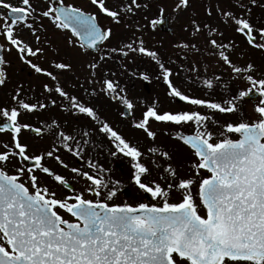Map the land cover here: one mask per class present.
<instances>
[{
	"label": "snow or ice",
	"instance_id": "1",
	"mask_svg": "<svg viewBox=\"0 0 264 264\" xmlns=\"http://www.w3.org/2000/svg\"><path fill=\"white\" fill-rule=\"evenodd\" d=\"M249 4L264 8V0H202L205 19L192 11L185 25L190 39L172 45L183 60L188 52L208 51L217 65L246 82L230 98L216 100L191 94L168 66L177 59L170 56L166 64L142 39L146 28L155 30L169 23L171 13L165 15L163 7L156 18L143 15L144 24L134 20L131 36L110 46L116 34L112 25L133 27L128 21L150 7L145 0H121L115 9L106 0H89L97 11L74 0H0V86L6 84L12 64L8 57L13 54L46 78L40 85L43 99H28L17 87L10 100L0 104V135L8 137L0 139V264H264V72L257 76L251 62L234 63L230 56L237 47L235 37L225 40V32H232L264 51V24L253 22ZM192 8V0H174L172 13ZM100 14L111 23L101 24ZM45 20L67 32L68 46L81 55L99 54L86 61L88 73L79 88L89 98L103 96L118 102L123 106L121 117L131 116L136 105L114 78L116 73L101 67V62L115 59L127 69L125 61L148 58L156 65V79L166 85V95L182 104L175 109L146 105L131 126L153 141L146 151L154 157L150 163L160 169L162 183L145 179L152 169L143 162L144 152L102 120L90 101H82L61 84L60 76L72 70L71 63L52 59L46 68L35 62L44 59L40 45L41 33L47 31ZM25 32L31 39L25 38ZM189 71L195 74V80L188 77L189 83L199 82L206 89H213L221 79L215 74L202 79L198 60ZM131 75L146 82L151 79L147 72ZM246 97L255 98L249 115L239 103ZM49 105L94 122V130L114 145L110 155L130 158L131 181L147 199L114 202L120 181L105 178V170L91 160L88 171L69 168L57 153L64 150L83 159L91 133L86 126L75 135L65 132L54 119L50 123L21 119L42 113ZM217 113H240V118L221 123L215 119ZM153 124L163 126L190 150L194 159L187 163L188 175L179 173L167 149L155 145ZM186 127L189 133L183 131ZM46 134L51 143L42 148ZM33 135L36 139H25ZM52 160L73 173V180L83 182V187H73L64 174L50 167ZM41 176L67 191L58 195Z\"/></svg>",
	"mask_w": 264,
	"mask_h": 264
},
{
	"label": "flooded vegetation",
	"instance_id": "2",
	"mask_svg": "<svg viewBox=\"0 0 264 264\" xmlns=\"http://www.w3.org/2000/svg\"><path fill=\"white\" fill-rule=\"evenodd\" d=\"M249 7L252 9L251 14L253 17V22L257 24H264V8L260 7L259 5L252 6L251 4H249ZM233 36L241 37L235 33L227 32L226 37ZM240 43L241 47L239 49V53L242 56V59L245 60L244 65L251 62L253 65H255L257 72V70H260L264 65V51L249 46L243 37L241 38ZM90 55L95 56L91 53ZM79 56V61L74 59L75 57H73L74 60L70 57H62L64 62L71 63L73 67L71 71H65L60 76L62 78H60L61 84L67 91L79 96L82 101H90V103L98 109L99 116L102 120H106L115 130L121 133L126 140L144 152L145 157L143 162L148 164V166L152 169V175L150 177H146L145 179H155L162 183V181L159 179L160 169L153 167V165L150 163V160L154 157H150L146 151L149 146H152L153 141L146 138V135L142 132V130L135 129L131 125L133 120L140 118L141 113L143 110H145L146 105L156 103V105L161 108L175 109L181 106L182 102L174 101L168 97L166 95V85H164L161 81H157L158 79H156V76H151L149 82L142 80L134 81L133 78L125 81V79H119L120 73L115 70L111 71L116 73L114 78L118 79L121 86L126 88L127 95L136 105L131 116L121 117L119 113L123 110V106L118 102H112L103 96L89 98L83 94L82 90L79 88V84L84 83V77L88 73L84 67L87 57L81 54ZM81 59H83V62ZM14 63L15 62L13 61L11 64L12 67L9 66L7 68L8 79L6 84L0 86V104L8 102L14 92V89L17 87H22L23 92L21 95L26 96L28 99H32L33 97H41V99H43L42 88L40 85L41 81L46 78L39 74L35 75L31 71L25 72L24 67L17 69L14 67ZM43 67L47 68L49 67V64L46 63V65H43ZM119 69H121V67H119ZM25 73L27 76L24 75ZM73 85H77V87L74 88ZM201 111L204 110L201 109ZM21 119L29 123H36L37 119L47 120L50 123L51 120L54 119L60 124L61 128H63L65 132L74 135L77 134V132L82 131L86 126L91 135L86 137V139L89 140V143L84 145L83 159L74 157L64 150H61L57 153L61 159L69 166V168L78 167L85 171L89 170L87 163L88 160H91L93 163L101 166L105 170L103 173L105 178L111 179L113 181H120V184L118 185L119 191L117 192V196L114 199V202L116 203L126 201L130 204H134L137 201L147 199V197L143 196L131 181L133 169L130 166V158L125 157L122 154H120L118 157L111 156L110 153L115 150L114 145L110 142L107 136H105V134L94 130V122L84 118L77 119L68 112L62 111L61 109L51 105H49V108L42 113H37L34 116H22ZM216 120L221 122L220 118ZM226 121L228 120L223 119L222 122ZM212 128L213 131H215L216 126H212ZM74 129L76 132H74ZM153 129L157 132L156 140L154 142L156 146L167 149L171 154L175 152L173 146H179L183 149H186L192 156L190 150L187 149L186 146L179 144L172 138V141L169 139L171 136H167V132L163 126H157L153 124ZM183 131L189 133L191 129L184 128ZM79 138V135H77V139ZM0 139L7 140L8 137L0 135ZM25 139L34 140L36 137L34 135L25 136ZM50 143V136L46 134L40 144V147L48 148ZM170 149H173V152ZM192 157L194 158V156ZM159 162L163 163L164 161L161 158ZM49 166L54 168L57 172L64 174L69 179V182L73 184V187L78 189L83 187V182H76L73 180L74 174L63 167L58 166L54 160L49 161ZM177 169L180 170L179 166H177ZM93 174L96 173L94 172ZM38 175L40 174L38 173ZM41 179L43 182L47 183L49 187L55 190L58 195H61L67 191L66 189L56 185L54 181L51 180V178L41 176ZM109 186L111 187V185Z\"/></svg>",
	"mask_w": 264,
	"mask_h": 264
},
{
	"label": "rangeland",
	"instance_id": "3",
	"mask_svg": "<svg viewBox=\"0 0 264 264\" xmlns=\"http://www.w3.org/2000/svg\"><path fill=\"white\" fill-rule=\"evenodd\" d=\"M43 3V0H41ZM76 4L84 6L89 11H97L95 7L89 5V0H74ZM107 4L111 8H116L117 5L120 4L121 0H106ZM146 3L150 5L148 9H144L139 13L137 16L133 17L132 20H129L128 23L133 25L134 20H139L141 24H144L145 21L142 19L143 15H147L150 18H156L158 14L159 7H163L165 9V15L171 13V18L169 20V26L172 29V34H164L162 33L158 27L155 30L151 28H146L144 30V34L142 39L145 41L146 45L150 48H154L159 55L163 58L165 63L167 64L169 57L171 56L172 59H177L176 64H168L169 67H172L174 72L178 73V78L184 81L185 87L190 88L191 94L200 96V97H212L216 100H222L230 98L232 95L236 94L240 89L244 88L246 82L239 79L236 75H230L226 66L220 67L216 64V57L210 56L208 51L201 50L200 52H188L187 60L178 59L176 53V49L172 46L178 41H188L190 39L189 32L185 31V25L188 23L189 16L192 11H195L196 15L201 19H205L202 10V0H192L193 8L190 9L188 12H180V13H172V7L174 6V0H145ZM206 2V0H205ZM99 22L101 24H110V19L102 14L99 15ZM213 23L216 21L215 15L211 18ZM47 31L41 33V47L44 48V59H37L35 62L41 63V65L49 64V61L52 59L55 60H63L64 57H70L73 59H77L79 61L80 51L77 48H71L67 44V36L69 35L67 32H61L59 30L54 29L47 20L44 21ZM115 35L114 37L108 42L110 46L117 45L121 40H125L127 37L131 36L132 31L134 30L133 27L124 28L122 26L112 25ZM227 32H225V40L229 39L230 37H226ZM26 39H31L27 33H24ZM241 38L242 37H235V43L237 47L235 50L231 52L230 58L234 63L238 66H243L245 60L242 59V56L239 53V49L241 47ZM35 46V45H34ZM99 54L95 55L98 56ZM93 56V55H92ZM87 57L85 60L84 67L88 72L86 67V61H88L90 57ZM12 62L14 61V67L20 69L21 67L25 68V72L31 71L27 65L20 62L16 56L13 54L9 56ZM73 59V60H74ZM69 60V58H68ZM70 60V61H73ZM194 60L199 61L200 65V75L201 78H212L213 74L219 75L221 77L220 81L214 84L213 89H206L204 88L199 82H192L189 83L188 77H192L195 80V74L189 71V68ZM83 62V59H81ZM127 69L122 68L118 60H107L106 62H101V67L111 71H118L120 73L119 79L129 80L131 78L134 81L142 80L139 76H131V73L136 72H147L150 76H156L158 69L156 65L148 58H138L136 59L135 63L127 62ZM183 65V67H181ZM12 67V65H11ZM121 67V69H119ZM183 68V69H182ZM205 68H207V72H205ZM187 69V70H185ZM179 70V71H178ZM99 72V69L97 70ZM32 72V71H31ZM185 72V73H184ZM264 72V65L262 68L257 70L256 75L259 76L260 73ZM34 73V72H32ZM35 74V73H34ZM27 76V74H24ZM37 75V74H35ZM61 78V77H60ZM62 79V78H61ZM174 81L177 80V76H173L172 78ZM143 81V80H142ZM160 81V80H157ZM209 93V94H207ZM241 110L244 111L245 115H249L254 104L247 102L242 99L240 102ZM220 118L221 122L223 119L228 121H236L240 118V113H233V114H219L217 113L215 119ZM223 123V122H222ZM187 128V127H186ZM171 131V129H169ZM167 136L170 135L167 132ZM171 140V137L169 138ZM172 141V140H171ZM175 152L172 153V162L179 166V173L183 175H188V168L187 163L188 161L194 159L190 153L181 147L173 146ZM173 152V149H170ZM170 152V151H169ZM173 199L177 198V194L173 193Z\"/></svg>",
	"mask_w": 264,
	"mask_h": 264
},
{
	"label": "water",
	"instance_id": "4",
	"mask_svg": "<svg viewBox=\"0 0 264 264\" xmlns=\"http://www.w3.org/2000/svg\"><path fill=\"white\" fill-rule=\"evenodd\" d=\"M162 31L166 32L167 30V25H165L164 27H159Z\"/></svg>",
	"mask_w": 264,
	"mask_h": 264
}]
</instances>
